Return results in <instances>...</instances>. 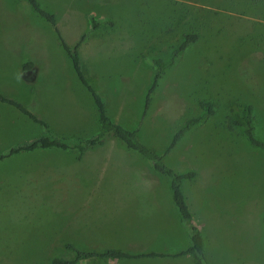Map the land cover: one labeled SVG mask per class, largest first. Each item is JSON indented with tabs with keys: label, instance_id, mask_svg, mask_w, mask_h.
Instances as JSON below:
<instances>
[{
	"label": "rangeland",
	"instance_id": "rangeland-1",
	"mask_svg": "<svg viewBox=\"0 0 264 264\" xmlns=\"http://www.w3.org/2000/svg\"><path fill=\"white\" fill-rule=\"evenodd\" d=\"M36 1L40 8L54 15L59 35L67 43L89 32L76 49L80 65L88 69L90 76L96 75L92 83L106 81L103 93L106 97L99 93L102 100L105 97L112 99L110 102H121L129 114L136 116L143 113L148 88L145 89L144 82L151 76V53L141 55L138 39L128 42L125 31L120 32L126 33L124 39L109 36L96 43L89 36L87 18L98 15L103 4L123 14L130 11L134 16L143 9V27L150 30L157 24L160 29L167 17L163 10L171 8L169 33L174 37L169 35L172 38L169 44L184 33L197 36L179 52L178 61L166 69L151 92V101L142 115L139 140L151 148L163 149L183 119L199 113V101L211 103L213 114L202 116L183 132L163 161L166 165L175 163L172 167L177 172L206 165L192 180L181 183L192 219L204 224L210 223L209 199L217 200L216 194L222 192L221 184L226 180H216L212 172L227 167L221 173H225L223 178L231 177L225 185L229 198L248 200L247 208L239 203L231 210L233 220L237 217L229 221L230 233L239 243L253 249L250 264H264V174L260 175L264 154L248 145L237 127L231 131L224 128L225 117L243 103H249L253 106V133L264 143V0ZM158 10L160 13L156 15ZM153 17L158 21H152ZM24 28L39 37L42 35L47 47L41 48L39 40L26 36ZM54 32L25 0H0V93L33 112L51 133H66L71 129L86 132L91 121L89 109L94 105L71 70L70 62L65 64L60 48L53 44ZM114 33H119V28ZM139 53L142 62L136 67L135 56ZM33 58L40 72L32 83H25L17 69L22 62ZM66 83L72 101L57 87L62 84L66 87ZM42 96L45 101L41 104ZM123 112L120 115L128 117ZM42 131V126L0 103V152ZM111 138L85 149L77 160L73 151L46 149V155L37 157L33 152L43 150L36 149L0 161V264H50L53 255L70 257V252L59 247V241L66 238L80 243L74 238L93 240L101 236L97 240L104 239L105 243L120 247L126 244L124 237L128 236L142 249L154 250L161 248L160 243L155 244L159 242L155 237L167 236L171 246H180L185 228L165 205L160 180H167L151 172L148 162L137 154L118 153L126 149L118 139ZM145 169L148 176H144ZM238 178L247 181L238 184ZM212 220L223 221L214 215ZM109 237L111 240L105 239ZM44 240L55 242L50 253H43L47 243ZM170 245L167 250L171 249ZM159 261L156 257L118 259L116 263L98 260L99 264ZM92 262L79 260L77 264ZM170 264L179 263L175 260Z\"/></svg>",
	"mask_w": 264,
	"mask_h": 264
},
{
	"label": "trees",
	"instance_id": "trees-1",
	"mask_svg": "<svg viewBox=\"0 0 264 264\" xmlns=\"http://www.w3.org/2000/svg\"><path fill=\"white\" fill-rule=\"evenodd\" d=\"M26 1L29 3L34 12H36L42 19L46 20L56 30L55 19L52 13L40 8L36 0ZM169 9L171 10V8ZM177 16L180 17L181 14L177 13ZM87 20L90 29L96 28L100 23L110 24V22L107 20H98L93 16L88 17ZM83 37L84 35H82L72 47L66 46L61 39L60 41L62 48L71 60L74 72L92 96L97 111V117L99 122L98 128L88 136H63L53 134L48 130L47 124L43 120L38 118L33 112L25 108L18 101L6 97L0 93L1 103H6L14 107L17 111L25 115L32 122L43 127V131L38 136L28 141L10 145L5 151H1L0 161L15 154L21 152L29 153L35 151L36 149H58L62 151H73L76 152L79 157L85 149L102 144L103 141L107 139V137H114L123 144L126 150L135 152L138 156L146 160L153 172L159 174L167 180V186L172 207L177 215L178 221L181 222L185 228L187 244L185 247L179 249L178 251L171 254H167L155 250L130 252L126 249H122V247H119L117 245H110L111 242L110 244L105 243V240H83L81 238H74L75 240L81 241L80 243H75L73 239L66 238L59 241V247L62 251L70 252L71 256L61 257L53 255L51 256L49 263L77 264L79 260L86 259H139L145 257L189 256L192 259L193 264H209L203 252L202 237L192 219L190 210L188 209V206L184 199V195L181 190L182 181L192 180L195 177V171L187 170L184 172H177L173 168L166 165L163 162L162 157L166 155L175 146L183 132L187 131L196 123H198L202 116H211L213 114L211 103L206 101H199V113L197 115L190 116L184 119L180 127L173 132L169 142L163 149L160 150L159 148H151L145 145L137 137L136 129H127L122 125L110 120V118L106 115L104 102L102 101L100 96L90 86L87 85L80 71V66L76 53V48L82 41ZM196 38L197 36L195 34L184 33L181 35L180 42L171 48V51L166 60H162L159 57H153L149 59V63L153 68V75L151 82L146 90L142 115H144L145 111L148 108L151 92L153 91L158 80L162 76L164 69L170 66L173 63L174 58L178 55V53L181 52L189 43L195 41ZM31 65V62L23 63L22 69H27L31 67ZM252 108L253 106L249 103H243L238 110L230 112L225 117L224 128L227 131H231L234 127H237L240 130L241 137L245 140V142H247V144L251 147H255L261 150L264 154V143L259 140L253 133ZM44 241H46L47 243H45L43 253H50L52 249L55 248V242L52 243L51 240Z\"/></svg>",
	"mask_w": 264,
	"mask_h": 264
},
{
	"label": "crops",
	"instance_id": "crops-1",
	"mask_svg": "<svg viewBox=\"0 0 264 264\" xmlns=\"http://www.w3.org/2000/svg\"><path fill=\"white\" fill-rule=\"evenodd\" d=\"M32 11L34 12L33 9H32ZM99 11H100V13H98V15H92V16L97 18L98 20H107V21L110 22V24H102L101 23L96 28H94L95 30H93V29H91L92 31L88 30V31H90V34H89L90 38L93 41H95L96 43H102L109 36L112 37V38L117 37V38H120V39H124L125 34L127 33L128 42H129V40H131L133 42V40L137 41V39H138L137 45L140 44V46H141L140 50H141V52H143V54L139 53V54H137L135 56V62H136L135 66L136 67H138L139 64L142 62L140 60V54L144 55V53L147 55V53L150 52L151 56H152L151 58L159 57L162 60H166L168 55H169V53H170V51H171V48L174 47L176 44H178L180 42V40H181V37H180V39L176 38L175 42H173L171 45L169 44V40L174 37V35L172 37L170 35V33H169V30H170L169 29V24H170V22H168L169 21V14H170L169 11L173 12L172 9L170 10V9L167 8L166 10H163V12H165L167 14V17L165 18L166 23L162 24L160 29L157 27L158 26L157 24H153L152 27H154V29L151 28L150 30L143 27V25L145 23L144 17L142 15L143 9H139V13L137 14V16H134L133 14H131L130 11L128 13L126 12V13L123 14V13H120V12H117V11L113 10L107 4H103V5H101L99 7ZM114 12L117 13V14H113ZM34 13L37 14L36 12H34ZM159 13H160V10H158L156 12V15H158ZM162 18L164 19V16ZM153 20L157 22L158 18L157 17H153L152 21ZM55 25H56V22H55ZM109 28L111 29L110 33H108ZM118 28H119V33L115 34L114 31H116ZM53 30L55 31L54 33L56 35V38H55V41H53V44L57 45L60 48L61 57H63V59L65 60V64L69 65V62H70L71 66H72L71 60L69 59L67 53L64 51V49L61 46L60 39L64 42V44L66 46L70 47L69 45H72V44L74 45L79 40V38L82 35H84V37H83V39H84L86 37L87 33H89V32L82 33L78 37V39H76V40L74 39L73 43H67L59 35L57 27H56L57 31L54 28H53ZM23 31H24L26 36H28V37L32 36L35 40H39L41 48L43 47V49H44L45 47H47V45H46L47 42L45 41V39L42 37L41 34H40L41 36L39 37L37 34L33 33L32 30L29 31L28 28H24ZM122 31H125L126 33L125 34L120 33ZM169 35L172 38H170ZM25 39H27V38H25ZM81 42L79 43V45L81 44ZM78 46H77V48H78ZM144 48L146 49V52H144L145 51ZM76 53H77V51H76ZM77 57H78V55H77ZM178 59H179V55H177L174 58L173 63L170 66H168L167 68H170L171 66H173L174 62L178 61ZM35 61H36V58L35 59L34 58L33 59H28V60L22 62L20 67H18V69H17L18 70V75H19L21 81H23L25 83H32V81L35 80L36 74H38L40 72V69L38 68L37 63ZM26 62H31L32 63L31 67H29L27 69H22V64L26 63ZM78 62H79V66H80V71H81V73L83 75V78L85 79L87 85L90 86L99 96H100L99 93H101L102 94L101 96H105L106 97V95H103V93L106 90V85H107L106 81L105 80H102V81L95 80V82H93L96 86H99V88H101L100 90H98V88H96L94 86V84L92 83V80L95 79L94 77H96V75L95 74H93V75L91 74L92 76H90L87 73L88 69L85 70L82 67V65H80L81 60H80L79 57H78ZM68 65H66L67 68H68ZM72 69H73V66H72L71 70ZM149 69H151V76L148 78L147 83L144 82L145 89L150 84V82H151L150 80L152 79V75H153V68L151 67ZM166 69H164V72L166 71ZM64 70L67 71L66 68H64ZM164 72H163V74H164ZM84 73L87 74V76ZM81 85H83V84L81 83ZM57 87L59 89H61V90H64V93H66V96H67L68 100H71V101L73 100V98H69L68 97V86H67V83H66V87H65V84L59 85ZM84 88L87 90V88L85 86H84ZM158 89L159 88L157 87L156 91H158ZM88 93H89V91H88ZM143 94H144V91H143ZM89 95H90V97L92 99V96H91L90 93H89ZM105 97H104V100L106 101V104H105L104 100H102V101L104 102L106 115L110 118V120L115 122V123H117V124L122 125L123 127L127 128V129H136L137 130V137L139 138L140 134H141V131L143 129L142 128V126H143V118H144V117H142L143 113H141V114H139L137 116H136V114H133V115L129 114V111L127 110L128 108L125 107L124 105L122 106L121 102H112V101L110 102L109 100H112V99H108V98H105ZM44 101H45V98H44V96H42L40 98V103L42 104ZM92 102H93V99H92ZM2 104H6V103H2ZM6 105H8V104H6ZM93 105H94V102H93ZM8 106H10V105H8ZM10 107H12V106H10ZM12 108H14V107H12ZM123 111H126V114H127L128 117L124 118V117H122L120 115L121 113H124ZM89 114H90V117H91V121H90V126L87 128L88 130L86 132H82V130H80V129L79 130L71 129L70 132H66V133H58V132H56V133H53V134H58V135H63V136H87V135L92 134L99 126L98 117H97V111H96V106L95 105L92 107V109H89ZM28 120H30V119H28ZM132 121H134V123H132ZM93 128H95V129L93 131H91ZM86 133H88V134L84 135ZM107 138L112 139L111 136L107 137ZM154 148H159V147H154ZM84 151L80 154L79 157H78V154L75 153L73 158L77 160L78 158H80L84 154ZM33 153H37L36 154L37 157H41V155H46L48 152H47V150H43V152L39 151L40 154L38 152H33ZM71 153H73V152H71ZM118 153L123 154V155H128L130 153L136 154L135 152H132V151H129V150L121 151V152H118ZM164 156L162 157V160L164 159ZM168 163H169L168 166L173 168L172 166L175 163H173V164L170 163V162H168ZM210 166H212V165H210ZM203 167L205 168L206 165L205 166L204 165L203 166L202 165H198L196 167H191L190 170H194L195 171V175H196L199 170L204 169ZM149 169L151 170L150 167H149ZM173 169H175V168H173ZM226 169H227L226 166H222V167H219V168H215L213 170V172H212V175H214V178L216 180L217 179H219L220 181H223L225 179L226 180H225L224 184H221L222 192L219 193V194H216L217 195V200L215 202H212L209 199V205L211 207V210H210L211 212H210V214L208 216H209L210 223L209 224H204V223H200V222L197 223V222H195V220H193V221H194L195 225L197 226V228H198V230L200 232V235L202 237L203 252H204L209 264H250L252 262V260L250 258L254 255V253H252L253 249L251 247H249L248 245L244 244V243H239L238 242V238L232 236V234L230 233V229L232 227L229 228V225H228L229 221H235L236 217H237L236 216L234 218V220H233V217L230 214L231 210L235 206L240 205L239 203H241V206H246V208H247L248 207V205H247L248 204V200L247 199L243 200L242 197H240L239 199H235V200H232V199L229 198V195L227 194L228 189L225 187V185L227 184L228 180L231 179V177L223 178L222 176H224L225 173H221V172L226 171ZM262 170H264V168L261 167L260 168V175L264 174V172ZM151 172H152V170H151ZM144 173H145L144 176L145 175L148 176V170L147 169H145ZM152 175H151V177H152ZM155 179H157V176H155ZM246 181L247 180H244L243 178H238V184H242V183H244ZM160 184L164 186L163 189L165 191V205H166L167 209L169 210V212H171L172 217H174V219H176L178 221L177 215H176V213H175V211H174V209L172 207V203H171V200H170V195H169V191H168L167 182H165L161 178ZM209 196H210V193H209ZM211 197H213V194H211ZM228 214L230 216V219L228 217ZM213 215L218 217V218H220V219H222L223 221H221V222L216 221L214 223L213 220H212V216ZM263 215H264V212L262 214V222H263ZM263 226H264V222H263ZM203 228H204V230H203ZM82 229L83 228H81V230ZM84 229H86V228H84ZM86 230H88V229H86ZM152 237H154V236H152ZM164 237H166V238H164ZM164 237L163 236L155 237L156 241H159V242H157L155 244L160 243L158 246L161 247L160 249H154L155 251L171 254V253H174V252L178 251L179 249L185 247L186 244H187V236H186V234H185L184 239L180 243V246L179 245L171 246L170 245V238L167 239V236H164ZM77 238H80V237H77ZM124 238H127V241H125L126 244L123 245V246H120V247H122L124 249L129 248L130 252H140V251H149V250H151V249H147V250L142 249L140 246H138L136 244V241H130L128 236H125ZM263 238H264V230H263ZM81 239H90V238L88 237V238H81ZM96 239H102V237L98 236ZM105 239L111 240L110 237L109 238H105ZM169 245H170L171 249H168L169 250L168 251L167 248L169 247ZM164 246H166V247H164ZM187 257H189V256L156 257V258L160 259V261H159V263H154V264H170L171 262H174L175 260L179 264H193L192 263V259L190 257L189 258H187ZM91 260L93 261L92 262L93 264H99V262H98L99 259H86V262L91 261ZM100 260L111 261L113 263H116V261L118 259H100ZM163 261H166V262H163Z\"/></svg>",
	"mask_w": 264,
	"mask_h": 264
}]
</instances>
